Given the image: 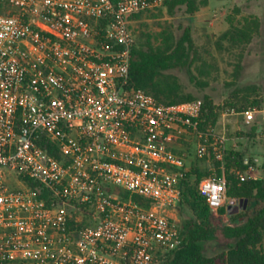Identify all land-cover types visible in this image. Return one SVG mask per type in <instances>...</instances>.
<instances>
[{"label": "built area", "instance_id": "built-area-1", "mask_svg": "<svg viewBox=\"0 0 264 264\" xmlns=\"http://www.w3.org/2000/svg\"><path fill=\"white\" fill-rule=\"evenodd\" d=\"M164 1L0 0V264H159L193 158L220 163L198 192L225 206L227 139L201 128V101L131 85L132 17Z\"/></svg>", "mask_w": 264, "mask_h": 264}, {"label": "rangeland", "instance_id": "rangeland-1", "mask_svg": "<svg viewBox=\"0 0 264 264\" xmlns=\"http://www.w3.org/2000/svg\"><path fill=\"white\" fill-rule=\"evenodd\" d=\"M205 6L189 16L181 7L175 16H169L163 7L145 11L132 24L140 41L149 38L154 45L161 43L164 32L171 31L175 37L181 34V26L192 25V37L196 52L192 58L193 78L185 70H171L177 77L183 94H191L196 101L208 98L216 113L214 130L224 134L228 150L241 152L252 169L243 172L247 177L264 178V122L247 123L242 116L232 114L246 109H264V0H206ZM229 20L246 32H251L249 42L230 41L223 38L229 29ZM257 21V26L247 23ZM255 127V130H253ZM212 159H190L194 173L207 178L216 173ZM195 176L191 177L194 181ZM234 204L227 198L225 206ZM183 222L191 217L184 210L176 214ZM214 218L219 217V211ZM228 214L223 216L226 222ZM206 256L226 252L224 241H208L203 244Z\"/></svg>", "mask_w": 264, "mask_h": 264}, {"label": "trees", "instance_id": "trees-1", "mask_svg": "<svg viewBox=\"0 0 264 264\" xmlns=\"http://www.w3.org/2000/svg\"><path fill=\"white\" fill-rule=\"evenodd\" d=\"M206 0H165L162 7L169 16L181 7L185 13L193 16L199 6H205ZM144 12L132 17L138 20ZM257 26V21L247 23V27ZM181 34L175 37L165 31L161 43L154 45L149 38L136 39L130 60L131 85L152 95L159 103L176 105L196 101L191 94H183L177 77L168 74L171 70H185L191 78V62L196 52L192 37V25L181 26ZM230 41L249 42L251 32L236 27L229 20V29L222 35ZM216 113L208 98L201 101V128H214ZM255 130V127H253ZM48 153L60 158L55 145L47 144ZM216 173L221 174L220 163L216 162ZM247 170L244 156L236 150H227L224 171L227 177L226 197L241 202L245 208L236 214H229L228 209H219V217L214 218L205 197L199 195L198 184L202 176L191 172L180 186L181 200L177 207L178 214L188 211L191 217L181 222V244L178 248L162 256L159 264H264V178L247 177L241 179L239 173ZM195 176L194 181L191 177ZM140 204L141 199L134 198ZM228 214L225 222L223 216ZM208 241H224L226 252L206 256L203 244Z\"/></svg>", "mask_w": 264, "mask_h": 264}, {"label": "water", "instance_id": "water-1", "mask_svg": "<svg viewBox=\"0 0 264 264\" xmlns=\"http://www.w3.org/2000/svg\"><path fill=\"white\" fill-rule=\"evenodd\" d=\"M243 208H245V206L242 205L241 202L239 204H231L227 207L229 214H236Z\"/></svg>", "mask_w": 264, "mask_h": 264}]
</instances>
